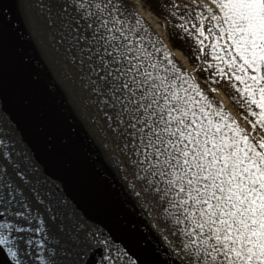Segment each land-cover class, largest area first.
Segmentation results:
<instances>
[{
  "label": "snow or ice",
  "instance_id": "1",
  "mask_svg": "<svg viewBox=\"0 0 264 264\" xmlns=\"http://www.w3.org/2000/svg\"><path fill=\"white\" fill-rule=\"evenodd\" d=\"M17 7L115 150L89 133L88 170L72 94L56 85L69 135L0 27V264H264V0ZM115 201L142 220V242L100 219Z\"/></svg>",
  "mask_w": 264,
  "mask_h": 264
},
{
  "label": "bare ground",
  "instance_id": "2",
  "mask_svg": "<svg viewBox=\"0 0 264 264\" xmlns=\"http://www.w3.org/2000/svg\"><path fill=\"white\" fill-rule=\"evenodd\" d=\"M8 5H10V6L12 5L11 0H0V17L4 13V9ZM14 13L18 16V18L20 20L19 23H16V22H13V21H10L7 19H5L3 21V19H2V20H0V27L7 29L10 36L12 37V41H13V45H14V49H15L17 57L20 58L24 62V64L26 65V71L27 72L29 69L31 73H34L35 76L38 75L41 80L45 81L44 86L46 85L45 86L46 88L50 87V85L54 88H57L56 85L58 83V81H57L58 75H61V72H63L65 74L64 68L58 62V60H59L58 56L59 55L57 53H55L56 56H54L51 53V51H54L53 45L39 31H36L34 26H33L34 28L32 30H29V31H31V34L37 35V39H35V41L36 40H38V42L41 41V43H40L41 46L39 44H35L33 39H28L27 36L25 35L26 33H28V30H23V29H25V26L22 23V20H25L23 17V13L20 12L18 10V8L14 9L13 15H14ZM145 15H147V14L145 13ZM149 19H151V18L149 17ZM37 49L42 50L44 52H47V54H49V57L52 59L50 64H51V66L54 67V70H50L47 68L48 67L47 57L45 58V63H43L44 59L39 58V53H38ZM67 80L71 84H73V82L71 80H69V79H67ZM69 90H70L71 94L76 95L78 97V101L75 100L76 104L80 107L82 114L90 122L89 125L94 128L95 125L93 124V122L91 120V117L89 115L88 110L84 107L83 101L81 99L82 98L81 95L79 93L73 92L70 88H69ZM48 99H49L48 100L49 103L52 104L53 106H55L54 102H56L55 104H57V103L59 104V105L57 104L58 108L55 106L57 111H58V109L62 110V108H63V112H60V114H59L61 121L63 119V113L65 114L64 115V122L62 121L63 132H65V133L67 132V134L72 135L73 133L71 131V126L75 123V121L73 119V114L71 112H69L67 109H65V107L63 106V104L61 102L60 95H57L54 97H48ZM225 103H226V105L231 107V104L227 99L225 100ZM80 118H82V117H80ZM237 118L242 120V117H240L239 115L237 116ZM65 119L68 122L66 121V123H65ZM82 122H84L83 119H82ZM81 130H82V128H78L77 132L75 133V137H79L77 139L78 140L80 139L83 143V136H81ZM94 130L99 135L97 128H94ZM86 143H89L87 138L85 139L84 145L86 147H90ZM104 143H105L106 147L109 149V154H111V151L115 150V146L112 145L110 142L106 143L104 141ZM85 149H87V148H85ZM86 151L88 152V150H86ZM109 158H111V155H109ZM98 163H99L98 161L92 159V161H90L91 168H93L95 170L98 166ZM122 206L124 208H126L128 211H130V213H132L134 216L137 215L134 211L131 210L130 206L126 207L124 204ZM153 224L155 226L159 227L154 222H153Z\"/></svg>",
  "mask_w": 264,
  "mask_h": 264
},
{
  "label": "water",
  "instance_id": "3",
  "mask_svg": "<svg viewBox=\"0 0 264 264\" xmlns=\"http://www.w3.org/2000/svg\"><path fill=\"white\" fill-rule=\"evenodd\" d=\"M11 1L16 2L15 0H11ZM1 17H0V20L3 19V21L5 19L12 20L11 14H10V11L8 8H7V16H5V13H3L1 15ZM26 73L35 79L37 87L39 88L41 93L47 99H48V97H53L54 95H56L57 92L55 91V89H53V87L51 85H50V87L46 88L45 87L46 85L44 86L45 81L41 80L38 75L35 76V74L31 73L29 69H28V72L26 71ZM55 103L56 102H54V105L58 108V106H57L58 103L57 104H55ZM9 111L12 112L13 114H17L18 113V106L15 103H10ZM58 112H59V114H60V112H63V108H62V110L58 109ZM64 115L65 114L63 113V119H62L63 122H64ZM66 121L67 120L65 119V123H66ZM18 127H21L24 129V131L21 133V135L25 136L27 140H30L33 143H35L37 140H40L41 132H40V127L38 126V124L33 123L31 125H25L23 122H21V124ZM65 134H67V132ZM76 138H79V137H76ZM78 142H79V152H80L81 158L84 160V163L86 164L88 170L90 172H94L95 170L93 168H91V165H90V161H92V159L87 156L90 148L86 147L84 145L85 144L84 138H83V143L80 139L78 140ZM86 144H88V143H86ZM38 146L42 149L43 148L42 142ZM85 148H87V149H85ZM86 150H88V152ZM70 190L72 191V193L74 195L82 198L87 205V203H88L87 195L79 187V185L71 186ZM119 202L115 201V202L110 203L108 208H107L106 214L101 215L100 219H105L110 224L117 226L119 231L126 238L134 240L136 242H142L144 240V236H145V234L140 230L143 227L142 220L139 218L138 215L134 216L132 213H130V211H128L126 208H124L122 206L123 205L122 202H120V203ZM130 225H136L137 226L135 231H130Z\"/></svg>",
  "mask_w": 264,
  "mask_h": 264
},
{
  "label": "rangeland",
  "instance_id": "4",
  "mask_svg": "<svg viewBox=\"0 0 264 264\" xmlns=\"http://www.w3.org/2000/svg\"><path fill=\"white\" fill-rule=\"evenodd\" d=\"M241 117V116H240Z\"/></svg>",
  "mask_w": 264,
  "mask_h": 264
}]
</instances>
